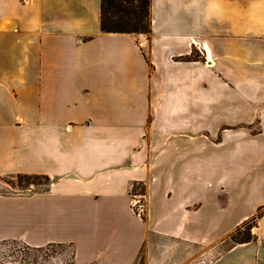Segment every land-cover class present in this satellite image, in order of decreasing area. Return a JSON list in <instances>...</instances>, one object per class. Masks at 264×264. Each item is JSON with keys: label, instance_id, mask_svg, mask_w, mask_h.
Wrapping results in <instances>:
<instances>
[{"label": "crops", "instance_id": "crops-1", "mask_svg": "<svg viewBox=\"0 0 264 264\" xmlns=\"http://www.w3.org/2000/svg\"><path fill=\"white\" fill-rule=\"evenodd\" d=\"M100 7L0 0V179L52 181L44 193L0 195V241L70 246L72 264H187L198 249L202 260L264 206V175L240 185L219 167L215 176L213 162L202 167L199 148L144 138L264 121V0H152L149 35L102 33ZM136 182L147 186L146 221L133 209ZM229 185L258 200L225 227L209 206ZM263 222L256 240L211 264H264ZM150 235L161 240L157 257L142 256ZM183 244L194 250L184 259Z\"/></svg>", "mask_w": 264, "mask_h": 264}, {"label": "rangeland", "instance_id": "rangeland-1", "mask_svg": "<svg viewBox=\"0 0 264 264\" xmlns=\"http://www.w3.org/2000/svg\"><path fill=\"white\" fill-rule=\"evenodd\" d=\"M25 1L23 0V2ZM200 55L201 53L199 51L193 52L195 59L201 60ZM197 125L198 131L192 130L190 133L184 131L181 135L176 136L167 134L164 138H160V140L153 137L151 132H148L144 138L145 144H148L150 148H199L198 157L203 160L202 167H205L207 163L213 162L215 165V171H213L215 172V176L219 167V170H221L218 174L219 176H227L231 179V182L233 180L236 182L237 178H239L238 182H240V185H250L249 182L252 179L255 177L258 179L257 176H259L260 172L264 175V153L259 154L262 163L260 164L262 166L260 169L256 168V159L254 157L255 149L264 148L263 120H215L212 122H198ZM238 166L240 168L244 167V171L242 173L240 172V175L238 174ZM225 167H228V169L226 170ZM198 169L197 165L196 170ZM228 187L234 189L228 192V196L219 198L217 200L219 204L213 203L209 208L215 218L223 220L224 223H221L223 226L226 227L228 224H231L232 227L236 219L244 214L250 213L258 198L253 193L248 196L246 194L245 196L238 194L237 186L229 185ZM46 191L47 183L42 179L22 182H18L15 177L0 179V195L30 196ZM131 194L132 201L135 200L138 202L135 209L137 211L143 210L142 218L145 221L148 220L147 186L145 183H134ZM227 197H229V200ZM217 205L229 209V212L224 214L218 213ZM260 213H264V206L259 207L253 216L231 228L229 233L217 240L214 244L217 248L202 260L194 262V259L200 257L201 249H198L197 257H195L192 255L194 250L188 244H183L181 247L183 259L192 255L187 264H211L220 253L236 244L234 239H232V235L246 223L250 224L251 234L257 237L256 228L261 219L255 221L254 219ZM158 241L161 240H158L156 236L150 235L145 244L142 256L157 257L159 253L157 248L159 245ZM73 256V248L70 246L49 245L41 249H36L16 240L0 241V264H72Z\"/></svg>", "mask_w": 264, "mask_h": 264}, {"label": "trees", "instance_id": "trees-1", "mask_svg": "<svg viewBox=\"0 0 264 264\" xmlns=\"http://www.w3.org/2000/svg\"><path fill=\"white\" fill-rule=\"evenodd\" d=\"M152 0H101L100 29L102 33L113 34H144L152 33L151 21ZM18 182L42 179L47 183V191L51 186V179L44 175H17ZM259 214L255 220H260ZM250 224L246 223L232 235L236 244L249 243L257 239L251 234ZM257 227V225H255Z\"/></svg>", "mask_w": 264, "mask_h": 264}, {"label": "built area", "instance_id": "built-area-1", "mask_svg": "<svg viewBox=\"0 0 264 264\" xmlns=\"http://www.w3.org/2000/svg\"><path fill=\"white\" fill-rule=\"evenodd\" d=\"M137 204H138L137 201H135V200L132 201V205H133V209H134L135 213H136L138 216H141V217H142L143 210H138V211H137V209H135L136 206H137Z\"/></svg>", "mask_w": 264, "mask_h": 264}]
</instances>
